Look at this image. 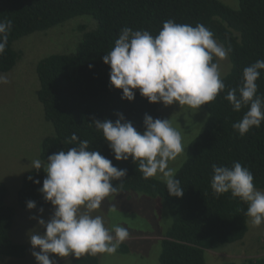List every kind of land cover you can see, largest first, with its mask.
I'll list each match as a JSON object with an SVG mask.
<instances>
[{
	"label": "trees",
	"instance_id": "obj_1",
	"mask_svg": "<svg viewBox=\"0 0 264 264\" xmlns=\"http://www.w3.org/2000/svg\"><path fill=\"white\" fill-rule=\"evenodd\" d=\"M238 3L235 9L220 0H0V20L12 22L7 47L0 55V72L11 70L19 58L13 48L15 40L80 15L95 21V27L83 33L74 53L50 54L36 64L37 98L53 127V134L41 142L39 157L46 163L49 155L74 147L71 136L75 133L80 140L89 141L90 150L99 151L114 166L128 170L125 178L112 182L117 192L159 197L171 214V224L161 239L158 264H206V251L240 241L246 234L248 205L232 197L231 192L219 196L213 193L210 181L214 163L231 167L234 161L240 162L253 173L254 186L264 189V121L240 136L232 125L247 108L235 112L224 99L228 88L241 83L244 67L264 60V0ZM169 19L192 26L204 24L230 49L229 69L222 76L226 88L214 101L201 106L207 113L203 129L187 142L176 170L184 189L182 197L169 195L157 177L143 178L138 162L131 157L117 161L102 132L91 124L93 117L115 121L120 112L143 131L145 113L163 119L158 102L150 103L139 90H135L132 101L121 98L122 89L110 85V66L102 57L112 50L123 27L148 30L155 36ZM256 83L258 95H264V70ZM45 176L43 169L31 168L23 174L17 192L21 209L52 206L38 191ZM36 179L40 184L33 182ZM6 197L7 188L0 181V255L22 258L27 248L10 236L15 209ZM29 200L36 202V208H27ZM71 264H99V260L96 255L85 254ZM220 264H264V256Z\"/></svg>",
	"mask_w": 264,
	"mask_h": 264
},
{
	"label": "clouds",
	"instance_id": "obj_2",
	"mask_svg": "<svg viewBox=\"0 0 264 264\" xmlns=\"http://www.w3.org/2000/svg\"><path fill=\"white\" fill-rule=\"evenodd\" d=\"M11 29V20H0V55L5 52ZM229 51L216 42L204 24L192 26L169 19L155 36L148 30L123 27L114 47L102 60L110 66V85L122 89V99L132 101L135 90H139L150 103H178L199 109L225 90L219 65L213 61L214 57L226 59ZM261 70L264 60L244 67L241 83L228 88L224 96L233 111L247 108L232 125L240 136L253 127L259 128L264 121V95H258L256 83ZM9 82L6 75L0 74V84ZM116 115L115 121L93 117L91 122L102 132L115 159L126 161L131 157L134 163L138 162L143 178L157 177L166 185L169 195L182 197L184 189L176 178V169L169 167V161L184 151L181 133L169 119H154L145 113L144 130L139 131L123 113ZM71 141L75 142L74 147L49 155L46 163L39 159L31 161L32 169L46 173L38 191L54 208L48 220L31 217L44 229L29 234L37 264H58L56 257L69 255L79 259L85 254H113L129 237L127 228L117 224L109 229L102 216L91 214L106 197L117 192L112 182L125 178L128 170L114 166L99 151L90 150L89 141L80 140L75 133ZM212 169L213 193L219 196L231 192L232 197L248 205L245 215L254 226L264 223V191L254 186L253 173L238 161L231 167L214 163ZM33 182L40 184L39 179ZM26 206L34 209L36 202L29 200ZM39 211L43 213V208ZM50 254L55 256L50 258Z\"/></svg>",
	"mask_w": 264,
	"mask_h": 264
},
{
	"label": "rangeland",
	"instance_id": "obj_3",
	"mask_svg": "<svg viewBox=\"0 0 264 264\" xmlns=\"http://www.w3.org/2000/svg\"><path fill=\"white\" fill-rule=\"evenodd\" d=\"M220 1L231 8L239 6L238 0ZM95 25L90 16L80 15L45 31L25 35L13 42V48L19 53L14 67L7 72H0L10 81L8 84H0V181L7 188V203L15 209L10 236L27 248L22 258L0 255V264H37L32 255L29 234L37 230L43 232L44 229L31 217L48 220L54 211L53 206L43 208V213L39 209L23 210L17 204V192L23 174L32 168V160H40L41 142L53 134V127L45 119L37 98L39 81L36 64L50 54L74 53L83 33ZM216 42L222 45L218 40ZM215 59L221 76H224L229 69L228 55L223 60ZM158 110L163 119H169L171 125L181 133L184 148L190 139L202 131L207 116L201 106L193 109L178 103L165 106L158 102ZM183 155L184 151L175 160H170L169 167L177 170ZM91 214L102 216L105 227L109 229L119 224L129 231V237L119 245L115 253L96 254L99 264L159 263L161 239L171 224V214L159 197L149 198L137 192H116L106 197L102 206ZM35 250L39 251L38 248ZM52 256L55 254H50V258ZM205 256L206 264L241 262L264 256V223L254 226L248 217L247 232L240 241L206 251ZM56 258L58 264H71L75 257L69 255Z\"/></svg>",
	"mask_w": 264,
	"mask_h": 264
}]
</instances>
